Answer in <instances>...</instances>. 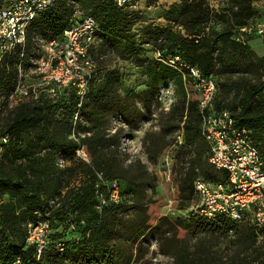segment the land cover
Wrapping results in <instances>:
<instances>
[{"label": "trees", "instance_id": "obj_1", "mask_svg": "<svg viewBox=\"0 0 264 264\" xmlns=\"http://www.w3.org/2000/svg\"><path fill=\"white\" fill-rule=\"evenodd\" d=\"M230 1L223 17L229 16L232 26L206 32L208 9L204 0H178L164 12L166 20L178 23V30L155 28L161 35L162 50L155 59L146 60L145 69L152 79L169 72L172 77L187 80L197 95L196 100L187 102L182 130L184 144L195 149L196 154L178 179L196 198V204L194 181L202 178L211 184H226L227 173L208 162V145L201 134L199 95L192 78L185 70L169 65L165 58L177 55L203 75L211 76L216 95L218 84L211 71L217 42H228L232 48L247 51L248 38L254 36L240 31L254 17L252 0ZM72 3L92 16L98 26L94 41L86 49L88 58L103 36L120 47L124 56L136 53L137 44L125 35L131 25L128 6L119 7L112 0H56L31 21L24 46L15 47L0 61V87L6 89L7 96L13 89L17 63L27 65L33 53L31 39L43 32L46 41L61 40ZM119 76L116 69L106 70L101 83L98 68H94L86 76L87 89L82 98L70 82L59 87L54 96L42 88L36 99L21 100L9 109L0 127V145L4 146L0 162V264H108L112 260L114 247L109 241L115 232L117 210L127 200L118 179L111 175L125 147L123 140L103 130L102 124L105 117L122 108L117 93ZM258 93L257 87L250 86L237 113L226 105L217 108L214 95L213 109L229 111L234 124L248 129L253 145L264 153V96ZM3 136L7 137L5 143L1 141ZM79 150L88 156L87 162L78 155ZM195 168L202 176L194 179ZM111 180L118 184L115 201L107 190ZM4 196L8 199L3 200ZM37 215L39 221L34 219ZM192 215L194 224L190 219L179 222L183 236L178 237V230L171 232L173 247L164 251L171 254V264H264V227L257 226L249 215L241 220L222 214L206 218L196 209ZM29 219L35 223L45 221L47 230L67 222L77 236L70 238L59 253L49 249L48 242L38 251V244L28 240ZM205 223L222 233L232 231L222 248H214L199 234V227Z\"/></svg>", "mask_w": 264, "mask_h": 264}, {"label": "rangeland", "instance_id": "obj_2", "mask_svg": "<svg viewBox=\"0 0 264 264\" xmlns=\"http://www.w3.org/2000/svg\"><path fill=\"white\" fill-rule=\"evenodd\" d=\"M177 2L134 0L126 8L131 25L125 35L137 44L136 53L124 56L120 47L103 36L89 55L92 66L87 70L98 68L101 83L106 70L116 69L120 75L117 93L122 108L105 117L102 128L115 133L124 142L125 152L118 154L111 176L118 179L127 202L117 210L115 232L109 241L114 252L108 264H171V254L164 252L173 247L171 232L178 230V237L183 236L179 222L193 218L196 198L178 179L196 154L195 149L184 144L182 130L187 102L196 100L197 95L182 77L179 80L176 75L172 77L165 72L152 79L145 69L146 60L155 59L163 46L161 35L154 29L178 30V23L164 17V12ZM230 2L204 0L208 9L206 32L232 26L229 16L223 17ZM251 6L254 17L250 20L253 21L263 14L264 0H252ZM46 40L43 32L38 33L31 39L30 50L34 54L42 52L47 55ZM224 43L217 42L216 62L211 71L218 84L214 102L217 108L226 105L237 113L239 102L247 95L250 86L258 88V96H264V37L250 36L247 51ZM84 71L77 68L73 73ZM18 102L0 87V127L9 109ZM3 151L4 146L0 145V162ZM78 155L86 162L89 159L82 150ZM189 174L193 175L191 171ZM201 176L199 169L195 168L194 179ZM78 178L73 182L76 183ZM7 199L8 196L3 197V200ZM34 219L39 221L41 218L37 215ZM34 224L38 223L28 220V234L40 240L39 227ZM198 230L203 239L214 244V248H222L232 234L231 230L222 233L206 223ZM76 236L67 222H62L44 231L42 240L43 244L48 242L49 249L59 253L61 247ZM184 237L188 238L189 234Z\"/></svg>", "mask_w": 264, "mask_h": 264}, {"label": "built area", "instance_id": "obj_3", "mask_svg": "<svg viewBox=\"0 0 264 264\" xmlns=\"http://www.w3.org/2000/svg\"><path fill=\"white\" fill-rule=\"evenodd\" d=\"M55 1L0 0V61L15 47L24 46L31 21ZM132 1L112 0L119 7L128 6ZM71 8L69 24L62 31V39L46 41L49 53H32L28 56L27 65L22 61L17 63V75L9 95L15 101L36 99L41 86L54 96L59 87L70 82L75 84L80 98L85 94L86 76L90 71L87 69L92 66L86 56V49L94 41L98 26L93 17L84 14L78 4L72 3ZM240 31L264 37V12L261 17L241 27ZM165 61L179 70H185L192 78L199 95L201 134L208 145V162L227 173L226 184H211L202 178L194 181L198 196L195 209L206 218L222 214L233 220H241L249 215L257 226L264 227V153L253 145L248 129L234 124L229 111H214L216 85L211 76L203 75L177 55H169ZM77 68L85 71L73 73ZM30 80L32 82H28ZM1 141L5 143L7 137H1ZM107 190L109 197L117 200L118 184L115 180L108 183ZM34 227H39L41 239H33L29 234L28 240L36 242L40 251L47 223L38 222Z\"/></svg>", "mask_w": 264, "mask_h": 264}]
</instances>
